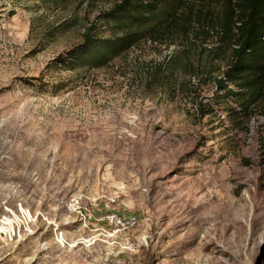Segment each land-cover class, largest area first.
<instances>
[{
    "label": "rangeland",
    "instance_id": "obj_1",
    "mask_svg": "<svg viewBox=\"0 0 264 264\" xmlns=\"http://www.w3.org/2000/svg\"><path fill=\"white\" fill-rule=\"evenodd\" d=\"M113 1L0 0V264H264V103L212 40L66 69Z\"/></svg>",
    "mask_w": 264,
    "mask_h": 264
},
{
    "label": "trees",
    "instance_id": "obj_2",
    "mask_svg": "<svg viewBox=\"0 0 264 264\" xmlns=\"http://www.w3.org/2000/svg\"><path fill=\"white\" fill-rule=\"evenodd\" d=\"M99 18L105 31L95 25L87 29L83 43L62 61L66 69L102 67L147 41L169 47L178 43L191 61L196 43L212 40L213 61L226 65L222 78L206 69L218 90L250 117L264 103V0H115Z\"/></svg>",
    "mask_w": 264,
    "mask_h": 264
},
{
    "label": "bare ground",
    "instance_id": "obj_3",
    "mask_svg": "<svg viewBox=\"0 0 264 264\" xmlns=\"http://www.w3.org/2000/svg\"><path fill=\"white\" fill-rule=\"evenodd\" d=\"M64 240V239H63Z\"/></svg>",
    "mask_w": 264,
    "mask_h": 264
}]
</instances>
